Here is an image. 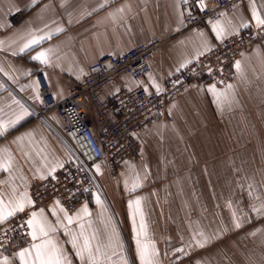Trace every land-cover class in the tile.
Wrapping results in <instances>:
<instances>
[{
  "label": "crops",
  "instance_id": "obj_1",
  "mask_svg": "<svg viewBox=\"0 0 264 264\" xmlns=\"http://www.w3.org/2000/svg\"><path fill=\"white\" fill-rule=\"evenodd\" d=\"M188 1L0 0L5 211L21 199L31 201L32 183L72 158L54 129L63 128L60 117L52 111L49 122L36 119L38 72L62 101L90 65L159 36L164 44L147 78V90L159 92L167 78L264 19V0H244L217 23L186 28ZM18 13L22 19L14 25ZM41 53L44 57L36 59ZM234 67L229 83H195L171 103V120L159 116L139 132V155L116 176L106 162L96 164L92 170L102 192L90 195L76 212L55 201L33 210L30 235L35 227L37 239L31 236L18 252L29 249L35 256L33 244L51 241L47 248L54 245L63 264H89L87 252L83 259L78 255L87 238L98 264H142L140 240L151 264H264V41L244 52ZM126 81L137 86L130 77ZM38 224L47 236L39 235ZM17 253L0 260L20 264Z\"/></svg>",
  "mask_w": 264,
  "mask_h": 264
},
{
  "label": "built area",
  "instance_id": "obj_2",
  "mask_svg": "<svg viewBox=\"0 0 264 264\" xmlns=\"http://www.w3.org/2000/svg\"><path fill=\"white\" fill-rule=\"evenodd\" d=\"M244 0H189L184 7L186 28L204 27L234 12ZM22 19L18 13L14 25ZM264 41V25L253 26L216 44L184 71L167 78L162 91L149 92L150 62L164 41L159 36L120 56L92 64L85 79L70 88L67 99L58 101L43 72L37 73L40 103L36 119L49 122L55 112L63 128L54 127L72 154L52 176L32 183L30 209L0 223V256L14 255L32 241L28 221L33 210L48 209L57 202L76 212L87 198L102 192L92 168L106 162L116 176L141 151L137 134L147 130L159 116L172 119L171 103L197 82L226 85L235 77V63L244 52ZM126 77L137 86L129 87ZM114 88L112 92H109Z\"/></svg>",
  "mask_w": 264,
  "mask_h": 264
},
{
  "label": "snow or ice",
  "instance_id": "obj_3",
  "mask_svg": "<svg viewBox=\"0 0 264 264\" xmlns=\"http://www.w3.org/2000/svg\"><path fill=\"white\" fill-rule=\"evenodd\" d=\"M257 23L264 25V19L257 18ZM37 41H33L35 43ZM44 53H41L36 59H42L44 57ZM209 91L215 93V89H210ZM99 203V200L97 201ZM31 204L30 200L21 199L17 201L15 204L11 206L7 211H5V205H3V202L0 201V223H3L5 220H7L9 217L14 215L18 211H23L25 204ZM136 204L139 205V201H136ZM84 212H87V209L85 208L83 210ZM33 219H30L28 221L29 227H33V221L35 219L36 213L32 214ZM69 222L71 223V218H69ZM39 228V235L40 236H47L48 233L43 225H37ZM143 227V225H142ZM237 227L239 225L237 224ZM32 239H37V231L34 227L33 232L31 233ZM94 238V237H93ZM47 245H51V241L45 242V244H33V249L35 250V256L32 255L31 250L24 249L17 253V256L20 260V264H63L57 250L55 249V246L52 245L51 250L47 248ZM138 245V252L141 259L142 264H151V261L147 259V246H142L141 241L137 240ZM73 246L75 247V240L73 241ZM97 252L100 251L99 248L96 249ZM87 252L88 254V262L89 264H98V259L96 256L93 255L92 248L90 245V242L87 238L84 240L83 247L81 251L78 253V255L81 256L83 259L84 253ZM0 264H10L7 257H4L2 260H0Z\"/></svg>",
  "mask_w": 264,
  "mask_h": 264
},
{
  "label": "rangeland",
  "instance_id": "obj_4",
  "mask_svg": "<svg viewBox=\"0 0 264 264\" xmlns=\"http://www.w3.org/2000/svg\"><path fill=\"white\" fill-rule=\"evenodd\" d=\"M69 150V149H68Z\"/></svg>",
  "mask_w": 264,
  "mask_h": 264
}]
</instances>
